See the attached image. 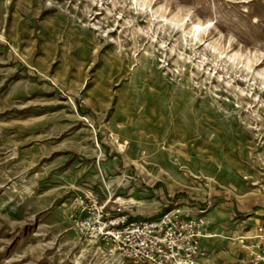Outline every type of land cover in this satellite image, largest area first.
<instances>
[{"label": "rangeland", "instance_id": "1", "mask_svg": "<svg viewBox=\"0 0 264 264\" xmlns=\"http://www.w3.org/2000/svg\"><path fill=\"white\" fill-rule=\"evenodd\" d=\"M88 190L264 203V0H0V264H133Z\"/></svg>", "mask_w": 264, "mask_h": 264}, {"label": "built area", "instance_id": "2", "mask_svg": "<svg viewBox=\"0 0 264 264\" xmlns=\"http://www.w3.org/2000/svg\"><path fill=\"white\" fill-rule=\"evenodd\" d=\"M77 205L71 215L76 232L101 241L110 252L133 264H206L201 240L209 236L204 215L208 206L176 199L168 210L136 216L134 206H142L141 201L108 193L100 203L92 190ZM236 239L245 253V264H264V226L254 237Z\"/></svg>", "mask_w": 264, "mask_h": 264}, {"label": "crops", "instance_id": "3", "mask_svg": "<svg viewBox=\"0 0 264 264\" xmlns=\"http://www.w3.org/2000/svg\"><path fill=\"white\" fill-rule=\"evenodd\" d=\"M204 215L209 236L201 240V246L206 264H245V253L236 237H254L264 226V203L252 202L238 208L233 201L220 202Z\"/></svg>", "mask_w": 264, "mask_h": 264}]
</instances>
